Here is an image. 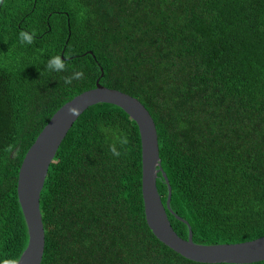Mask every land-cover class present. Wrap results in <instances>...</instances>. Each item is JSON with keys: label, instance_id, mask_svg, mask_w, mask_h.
<instances>
[{"label": "trees", "instance_id": "trees-1", "mask_svg": "<svg viewBox=\"0 0 264 264\" xmlns=\"http://www.w3.org/2000/svg\"><path fill=\"white\" fill-rule=\"evenodd\" d=\"M54 56L65 71L47 68ZM98 78L153 118L168 181L159 172L157 190L165 205L171 188L177 235L264 236V0H0V264L28 243L17 197L27 150ZM141 171L134 120L109 103L83 111L40 193V264H229L189 260L154 236Z\"/></svg>", "mask_w": 264, "mask_h": 264}, {"label": "water", "instance_id": "water-1", "mask_svg": "<svg viewBox=\"0 0 264 264\" xmlns=\"http://www.w3.org/2000/svg\"><path fill=\"white\" fill-rule=\"evenodd\" d=\"M109 103L120 107L136 123L141 139V192L145 220L154 234L167 247L181 256L201 263L250 264L264 260V236L238 243L198 244L188 226L186 239L177 235L167 215L170 212L171 188L165 205L157 190L159 172L167 178L160 165L158 137L153 118L135 97L105 87L96 80L88 89L63 104L50 118L27 150L18 171L17 197L28 233V243L15 264H40L45 235L40 212V193L50 163L78 116L88 107ZM176 217L187 224L181 217Z\"/></svg>", "mask_w": 264, "mask_h": 264}, {"label": "clouds", "instance_id": "clouds-1", "mask_svg": "<svg viewBox=\"0 0 264 264\" xmlns=\"http://www.w3.org/2000/svg\"><path fill=\"white\" fill-rule=\"evenodd\" d=\"M21 42L31 44L33 42V36L26 34V33H22L21 34ZM47 68L50 71L63 72L66 70V65H65L64 60L60 56H54V57L49 59V61L47 63ZM83 78H84V72L82 70L76 71L73 73L72 76L66 77L64 82H65V84L70 85L73 80H80ZM114 154L118 155V153H114ZM5 264H8V262H5Z\"/></svg>", "mask_w": 264, "mask_h": 264}]
</instances>
